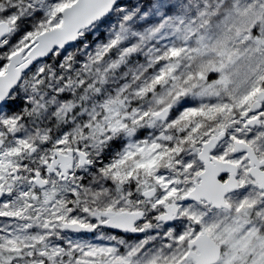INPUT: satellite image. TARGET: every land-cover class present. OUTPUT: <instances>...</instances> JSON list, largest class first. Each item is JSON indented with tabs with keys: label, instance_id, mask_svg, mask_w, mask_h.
<instances>
[{
	"label": "snow or ice",
	"instance_id": "6c2138e0",
	"mask_svg": "<svg viewBox=\"0 0 264 264\" xmlns=\"http://www.w3.org/2000/svg\"><path fill=\"white\" fill-rule=\"evenodd\" d=\"M0 264H264V0H0Z\"/></svg>",
	"mask_w": 264,
	"mask_h": 264
}]
</instances>
